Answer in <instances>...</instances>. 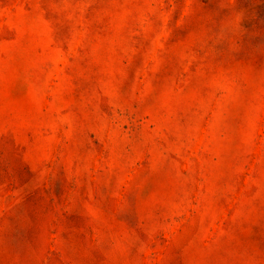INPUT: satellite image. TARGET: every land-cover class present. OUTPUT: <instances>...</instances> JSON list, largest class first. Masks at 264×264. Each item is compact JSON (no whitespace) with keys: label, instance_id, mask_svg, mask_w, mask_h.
Returning <instances> with one entry per match:
<instances>
[{"label":"rangeland","instance_id":"rangeland-1","mask_svg":"<svg viewBox=\"0 0 264 264\" xmlns=\"http://www.w3.org/2000/svg\"><path fill=\"white\" fill-rule=\"evenodd\" d=\"M0 264H264V0H0Z\"/></svg>","mask_w":264,"mask_h":264}]
</instances>
